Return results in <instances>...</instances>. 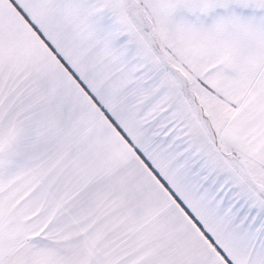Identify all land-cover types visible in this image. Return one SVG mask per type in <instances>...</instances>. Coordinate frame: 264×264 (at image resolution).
Instances as JSON below:
<instances>
[{
	"label": "snow or ice",
	"instance_id": "obj_1",
	"mask_svg": "<svg viewBox=\"0 0 264 264\" xmlns=\"http://www.w3.org/2000/svg\"><path fill=\"white\" fill-rule=\"evenodd\" d=\"M0 264H264V0H0Z\"/></svg>",
	"mask_w": 264,
	"mask_h": 264
}]
</instances>
